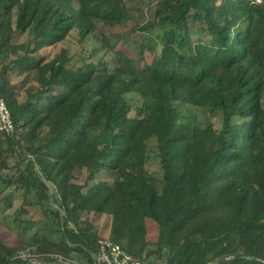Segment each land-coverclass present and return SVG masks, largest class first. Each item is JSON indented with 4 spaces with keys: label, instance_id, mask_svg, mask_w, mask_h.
<instances>
[{
    "label": "trees",
    "instance_id": "trees-1",
    "mask_svg": "<svg viewBox=\"0 0 264 264\" xmlns=\"http://www.w3.org/2000/svg\"><path fill=\"white\" fill-rule=\"evenodd\" d=\"M127 1L0 0V93L16 127L0 131V203L19 192L48 225L27 222L28 242L0 233V264H35L26 247L94 264L97 216L144 264L149 243L163 264H264V0H156L133 27L149 34L139 60L108 58L99 22L128 19ZM185 104L220 112L221 126Z\"/></svg>",
    "mask_w": 264,
    "mask_h": 264
},
{
    "label": "rangeland",
    "instance_id": "rangeland-1",
    "mask_svg": "<svg viewBox=\"0 0 264 264\" xmlns=\"http://www.w3.org/2000/svg\"><path fill=\"white\" fill-rule=\"evenodd\" d=\"M127 9L129 13V18L123 20L121 22H108V21H100L99 29L109 40L113 50L109 52L108 58L112 57L115 50H122L124 53H127L131 58H135L139 60L141 57V45L144 43L148 37V32L143 31H135L133 30L134 25H144L153 21L154 13L156 10V0H128L127 1ZM28 35H24L23 39H25ZM94 41L85 42L84 49L90 51L93 47L92 43ZM69 46L73 48L74 51H81L82 43L79 42V38L76 31H73L69 37L67 42ZM83 44V45H84ZM102 43H98V47H101L100 54H103L104 47L101 46ZM87 55V56H86ZM84 55L83 58H88L89 53ZM82 63L81 58H76L74 60V64L80 65ZM138 101V96H135ZM185 113L192 119L195 120L202 126H205L208 122H214L217 127L221 126L222 116L220 112H212L208 108H197L191 105H184ZM147 166L153 170L152 176L155 180L159 182L161 178L160 173V163L158 153L154 150L149 151ZM11 192V188H8L5 191V194H9ZM13 201L11 205L6 204L4 202L0 203V233L3 238L8 241H16L18 237L22 236L25 241H32L34 239V233L37 230L38 225L35 223L27 224V222H34L37 220H41L46 226L47 218L42 215V208L40 205H30L23 204L22 194L19 192H13ZM96 225L101 230L102 235L109 234V223H107V218L105 216H97L94 218ZM148 225L150 226V234L149 241L153 242L156 240L157 224L152 219L147 220ZM23 225H27V229L24 230ZM45 230H41V233H44ZM156 249V245L153 243H149L143 252V258L152 264H163V261L156 257L154 250ZM21 255L23 258H31L34 254L31 251L30 247H26L22 250ZM33 260V257L31 258ZM74 263V262H72ZM71 263V264H72ZM75 264V263H74Z\"/></svg>",
    "mask_w": 264,
    "mask_h": 264
},
{
    "label": "built area",
    "instance_id": "built-area-1",
    "mask_svg": "<svg viewBox=\"0 0 264 264\" xmlns=\"http://www.w3.org/2000/svg\"><path fill=\"white\" fill-rule=\"evenodd\" d=\"M15 129L16 127L10 110L0 93V131L12 134ZM97 245L98 250L94 255V264H144L140 257L134 255L129 250L121 246V244L107 236L100 237L97 241ZM32 257L33 260L31 261L35 264H47L37 259L35 256ZM61 261L62 259L59 257L58 261L53 264H61ZM66 263L71 264L69 262Z\"/></svg>",
    "mask_w": 264,
    "mask_h": 264
}]
</instances>
